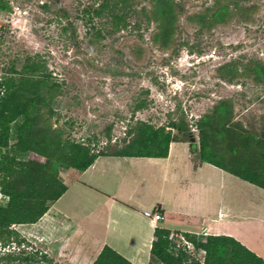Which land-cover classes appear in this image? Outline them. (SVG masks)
Here are the masks:
<instances>
[{"label":"rangeland","instance_id":"374dc122","mask_svg":"<svg viewBox=\"0 0 264 264\" xmlns=\"http://www.w3.org/2000/svg\"><path fill=\"white\" fill-rule=\"evenodd\" d=\"M104 1L0 0V77L12 64L21 70L25 60L41 63L51 81L61 86L54 94L56 115L51 122L62 130L64 139L108 154L127 144L132 138L129 129L142 120L157 128L183 123L192 132L190 138L198 142L197 121L224 100L234 104L236 121L257 135L264 134V0L222 1L233 17L212 29H201L193 18L217 11L220 6L215 0H174L178 25L167 48L155 40L159 28L151 20L154 0H130L126 11L119 10L126 25L121 30H115L109 11L95 14ZM172 132L177 135L176 130ZM206 168L221 174L220 178L211 175V183L220 185L224 173ZM185 177L201 182L202 175ZM227 178L243 185L245 194L227 184V195L220 202L223 213L231 205L240 210L250 200L264 201V190ZM171 188L169 184L165 188L166 199ZM219 200L212 195L213 219L218 216ZM6 202L0 193V204ZM229 219L222 224L229 226ZM234 228L240 239L250 247L257 244L256 250L264 255V227L240 220ZM13 229L25 243H1L0 264H26L22 259L7 260L10 253L33 256L35 264H65L42 259L45 251L54 253L42 243L36 228L18 225ZM180 234L171 236L177 240ZM189 254L195 259L204 256L198 250Z\"/></svg>","mask_w":264,"mask_h":264},{"label":"trees","instance_id":"16d2710c","mask_svg":"<svg viewBox=\"0 0 264 264\" xmlns=\"http://www.w3.org/2000/svg\"><path fill=\"white\" fill-rule=\"evenodd\" d=\"M130 0H105L95 11L102 16L111 13L115 30L125 29L124 17ZM151 20L159 28L155 40L162 47L171 44L177 30L178 14L174 0H154ZM211 15L200 14L194 21L201 29H212L228 22L233 13L224 0ZM254 1V0H240ZM264 69V68H263ZM60 84L51 81L38 61L25 60L21 70L15 64L0 77V193L7 199L0 204V244L22 245L25 240L13 229L33 225L68 190L62 170L85 172L102 156L129 158H167L172 143H190L192 153L201 163L217 167L225 173L264 190V134L257 135L234 118V104L224 100L210 114L196 123L198 142L183 123L168 127L137 120L129 129L131 140L112 153L92 150L90 145L63 138L54 128L56 112L52 106ZM169 128V130H167ZM177 131V135L173 134ZM198 251H205V264H264V260L239 241L228 236L200 238L184 233ZM42 259L47 260L46 255ZM184 248L177 247L171 232L157 228L151 249L150 264H199ZM35 264V257H14ZM94 264H133L109 246H105Z\"/></svg>","mask_w":264,"mask_h":264},{"label":"crops","instance_id":"0c3cea01","mask_svg":"<svg viewBox=\"0 0 264 264\" xmlns=\"http://www.w3.org/2000/svg\"><path fill=\"white\" fill-rule=\"evenodd\" d=\"M178 144H183L184 148H177ZM138 159L145 162H135ZM207 166L215 167L201 163L192 153L190 143L185 142L172 143L167 158L99 157L85 172H62L67 192L38 223L28 226L36 228L42 243L50 245L54 256L45 251L47 260L65 264H94L105 246L133 264H150L157 228L167 229L171 235L232 237L264 260V255L256 250L257 244L250 247L233 229L240 220H250L264 227V201L250 200L247 208L240 210L231 205L229 212L223 213L220 202L227 195V184L232 185L234 192L245 194L243 185L228 181L227 177L254 185L217 167L225 176L220 185H213L211 175L218 172ZM200 173L201 182L185 177H197ZM217 176L220 178L221 174ZM168 184L172 188L166 199L164 193ZM212 195L220 199L215 219L210 213ZM152 206L164 215L163 222L155 223L144 215ZM228 218L229 226L222 224ZM58 251L61 253L57 254Z\"/></svg>","mask_w":264,"mask_h":264},{"label":"built area","instance_id":"2783aa9c","mask_svg":"<svg viewBox=\"0 0 264 264\" xmlns=\"http://www.w3.org/2000/svg\"><path fill=\"white\" fill-rule=\"evenodd\" d=\"M144 215H145L147 218L151 219V220H152L153 222H155V223L163 222L164 219H165L164 215H163V214L160 212V210H158V209H155L153 212L147 211V212L144 213ZM176 237H177L176 244H177V247H178V248L182 247V248H184V250H185L186 252H188V253H191L193 250H196V249L194 248L193 244L190 243V242L185 238V236L183 235V233L180 234V236H177V235H176ZM171 238L174 239L173 236H171ZM191 247H193V250H191ZM199 252H200L201 254H203L204 256H203L202 259H201V258H199V259L197 258L196 260L199 262V264H205V255H206V252L203 251V250H201V251H199ZM193 256H194V255H193Z\"/></svg>","mask_w":264,"mask_h":264},{"label":"water","instance_id":"95a60500","mask_svg":"<svg viewBox=\"0 0 264 264\" xmlns=\"http://www.w3.org/2000/svg\"><path fill=\"white\" fill-rule=\"evenodd\" d=\"M195 139H192L191 141L194 142Z\"/></svg>","mask_w":264,"mask_h":264}]
</instances>
